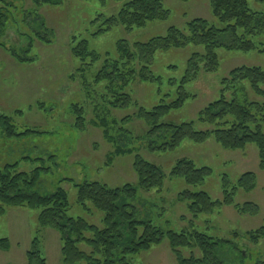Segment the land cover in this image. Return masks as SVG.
Instances as JSON below:
<instances>
[{
    "label": "rangeland",
    "instance_id": "obj_1",
    "mask_svg": "<svg viewBox=\"0 0 264 264\" xmlns=\"http://www.w3.org/2000/svg\"><path fill=\"white\" fill-rule=\"evenodd\" d=\"M129 1L132 0H63L57 7L35 9L32 0H6L10 21L3 42L7 48L27 47L28 41L31 42L28 58L32 61L17 62L0 47V115L12 119L16 132L32 130L37 134L23 139L0 138V169L13 164L17 165V172L46 169L35 191L48 195L56 189L64 190L69 205L67 216L100 227L102 214L89 205L86 211L77 204L75 185L96 182L109 188L127 184L136 187L133 163L139 156L157 166L165 179L161 190L138 191L133 203L138 221H150L164 233L172 231L189 235L198 232L213 239H227L243 249L245 258L242 264L263 262L264 239L252 244L245 236L264 225V171L259 168L255 146L247 145L242 151L224 150L211 137L202 144L185 140L171 152L150 151L148 125L136 117L140 108L149 111L161 100L170 103L177 99L188 59L194 53H201L202 49L189 46L156 53L150 71L160 83L134 81L129 84L123 92L130 95L132 103L123 109L109 106L112 94L106 91V83H94L105 56L116 57L119 41H126L129 45L146 43L165 36L172 27L184 30L194 19H203L217 29H222L223 25L213 18L209 0H162L169 12L166 20L151 22L142 29L126 31L119 27L94 36L104 19L117 15ZM249 8L264 12V6L255 0L249 1ZM34 12L49 31L41 34L48 43L39 42L34 36L38 27V23L31 21ZM27 14L28 20L24 23ZM252 40L257 50L250 53L218 49V69L213 73L201 71L195 81L185 85L183 91L188 99L179 109L165 115L160 123L180 125L193 122L197 131L210 129L198 118L219 98L221 81L236 68L264 70V54L259 53L264 48V33ZM81 41H86L88 50L101 57L91 67H82L71 53V47ZM81 67L83 73L79 72ZM102 121L106 123V129L95 125ZM76 122L83 124L82 129L75 127ZM262 132L264 134V126ZM115 138L116 143H112ZM117 148L129 153L116 155ZM183 159L192 161L196 168H209L211 174L201 185L187 186L183 179L170 176L175 164ZM245 173L256 176L255 188L251 192L237 190L234 205L253 204L258 207L257 214L242 215L233 206H223L194 219L187 211L186 203L178 200L179 194L191 191L205 192L213 201H221L223 179L233 187ZM39 212V209L8 208L0 216V239L9 241V249L0 250V264H27L26 253L35 238L40 241L46 264H62L59 235L52 229L38 226ZM79 248L89 252L82 244ZM181 252L187 258L192 251L182 249ZM193 253L200 257L198 250ZM129 262L177 264L166 239L146 252L129 257Z\"/></svg>",
    "mask_w": 264,
    "mask_h": 264
},
{
    "label": "trees",
    "instance_id": "obj_2",
    "mask_svg": "<svg viewBox=\"0 0 264 264\" xmlns=\"http://www.w3.org/2000/svg\"><path fill=\"white\" fill-rule=\"evenodd\" d=\"M249 1L209 0L211 14L223 25L222 29L210 26L203 19H194L186 24L184 30L172 27L165 36L155 37L146 43L129 45L126 41H119L116 44V57L110 59L109 55L105 56L94 83H106V91L109 90L112 94L109 106L123 109L132 103L130 95L123 92L129 84L134 81L160 83V79L154 78L150 71L156 53L181 50L189 46L202 49L201 53H194L188 59L175 101L166 103L161 100L149 111L138 109L136 117L144 121L149 128L147 138L150 140V151L171 152L185 140L202 144L212 137L224 150L242 151L247 145H254L259 168L264 171V70L261 68H236L221 81L219 98L209 104L198 118L200 123L208 125L210 129L197 131L193 122L180 125L160 123L165 115L171 110L179 109L188 99L189 96L183 91L185 85L195 81L201 71L213 73L218 69V49L242 53L257 50L252 39L264 33V12L252 11ZM255 1L264 6V0ZM62 2L63 0H32L35 9L43 6L57 7ZM8 5L6 0H0V47L17 62H31L28 58L32 48L31 42L28 41L27 47L21 45L9 48L3 42L10 21ZM35 13H31V21L38 23L34 36L39 42L48 43L46 37L41 34L45 35L49 31ZM168 15L162 0H132L125 3L117 15L104 19L102 27L94 36L119 27L126 31L142 29L151 22L166 20ZM27 20L28 14L23 22L27 23ZM22 37L29 39L26 35ZM71 53L81 62L82 67H91L101 59L95 52L88 50L86 41L72 46ZM259 53L264 54V48H261ZM82 67L80 73H83ZM95 125L102 129L107 128L104 121ZM82 126L81 122L75 124L78 129H82ZM34 134L37 132L32 130L16 132L12 119L0 115V138L23 139ZM112 143H116V138ZM126 153L129 152L115 149L116 155ZM133 168L137 176L136 187L127 184L120 188H109L96 182L75 185L77 204L86 211L89 205L102 214L101 226L98 227L84 219L67 216L69 205L64 190L56 189L48 195L35 191L40 176L46 169L36 168L30 173H24L16 171V164L5 165L0 169V216L5 214L8 208L39 209L38 226L42 229H52L59 235L62 264H130L129 257L146 252L165 239L177 264H242L244 251L230 240L213 239L198 232L189 235L172 231L164 233L150 221H138L137 208L133 205L137 200L138 191L149 193L155 189L161 190L165 177L157 166L139 156L135 157ZM210 174L209 168H196L193 162L187 159L178 161L170 172L171 177L183 179L189 187L201 185ZM255 179L253 173H245L233 187H230L227 179H223L221 201H213L205 192L191 191L179 194L178 200L186 203V209L194 219L200 215L211 214L216 208L223 206H233L242 215H254L258 212L257 206L234 205L233 197L237 190L251 192L255 188ZM245 236L250 243L257 244L264 239V225L246 233ZM80 244L86 246L89 252L81 251ZM8 249V239H0V250ZM182 249L192 251L190 256L183 257ZM195 250L199 251L200 257L194 255ZM26 260L27 264H46L39 239L32 240ZM257 264H264V261Z\"/></svg>",
    "mask_w": 264,
    "mask_h": 264
}]
</instances>
